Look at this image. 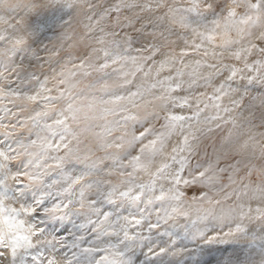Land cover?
<instances>
[{
  "label": "snow or ice",
  "instance_id": "snow-or-ice-1",
  "mask_svg": "<svg viewBox=\"0 0 264 264\" xmlns=\"http://www.w3.org/2000/svg\"><path fill=\"white\" fill-rule=\"evenodd\" d=\"M52 8L76 51L41 50ZM3 100L0 264H157L210 220L264 249V154L224 135L264 129V0H0Z\"/></svg>",
  "mask_w": 264,
  "mask_h": 264
},
{
  "label": "rangeland",
  "instance_id": "rangeland-1",
  "mask_svg": "<svg viewBox=\"0 0 264 264\" xmlns=\"http://www.w3.org/2000/svg\"><path fill=\"white\" fill-rule=\"evenodd\" d=\"M47 14L54 16L55 22L50 25L48 30L41 34V50L44 48L51 49L55 45L57 51H59L61 47L66 51H76L82 39V25L79 22L80 18H70L66 15L61 16L55 8L48 10L45 15ZM61 17H63V20H61ZM68 19H72V23L65 27L64 22ZM41 56L46 58V54L43 53V51H41ZM31 59H33V67L30 68V71H35L36 75L39 76L41 80H43L45 76L52 75L51 68L47 64H44L43 68H40L35 58ZM27 64L28 61H25L26 66ZM258 103L257 101V104ZM0 104L11 106L8 100L0 101ZM261 132H264V129L258 130L257 127H254L238 117L236 127L230 125L224 132L225 137L229 138V143L227 145L228 151L244 160L248 158H260L261 154L264 152V138H262ZM237 138H240V144L242 146V149L239 150L236 149V146H240L237 143ZM210 151L211 148H209V152ZM21 179H23V177H21ZM104 210L108 209L105 208ZM35 216L38 221L43 218L42 210L37 209ZM192 218H196L195 207L192 210ZM210 221L212 222L211 225L206 224L201 225V227L209 236L215 237L211 243L191 237L185 238L181 235V237L175 241V249L172 252H168L166 255L161 254L151 259L156 260L157 264H229V261H231V264H261L260 256L264 253V249L261 248V240L259 237L253 241L251 237L225 236L224 234L227 233L229 229L214 220ZM178 222L183 224L185 221L183 218H179ZM53 227L54 226L51 224L48 225L50 230L53 229ZM65 227H70V225H66ZM55 228V234L58 237H68L70 239L68 232L64 229L59 228L58 225L55 226ZM213 229H215V231H213ZM155 239L156 244L163 246L166 251L171 247V245L167 243V237ZM137 254L139 255V250ZM143 259L144 258L141 257V260Z\"/></svg>",
  "mask_w": 264,
  "mask_h": 264
},
{
  "label": "bare ground",
  "instance_id": "bare-ground-1",
  "mask_svg": "<svg viewBox=\"0 0 264 264\" xmlns=\"http://www.w3.org/2000/svg\"><path fill=\"white\" fill-rule=\"evenodd\" d=\"M68 11V9H63V10H59V9H57V12L58 13H60V15L62 16V15H64L65 16V13ZM57 15H59V14H57ZM172 39H175V37H173ZM165 74H167V73H165ZM253 95H256V93H253ZM232 140H234V139H232ZM237 143H238V145H240L239 147L238 146H236L237 148V150H239V149H242V146H241V141H240V138H237ZM229 148V147H228ZM247 149H249L248 147H246ZM262 153V152H261ZM262 154H264V152L262 153ZM261 154V155H262ZM253 207H255L256 205H252ZM207 224L208 225H211L212 224V222L211 221H209V222H207Z\"/></svg>",
  "mask_w": 264,
  "mask_h": 264
}]
</instances>
